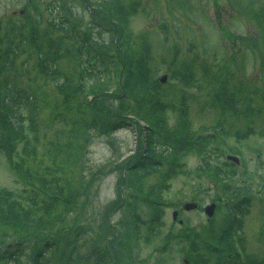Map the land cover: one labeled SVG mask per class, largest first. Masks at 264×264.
Listing matches in <instances>:
<instances>
[{
  "label": "rangeland",
  "instance_id": "rangeland-1",
  "mask_svg": "<svg viewBox=\"0 0 264 264\" xmlns=\"http://www.w3.org/2000/svg\"><path fill=\"white\" fill-rule=\"evenodd\" d=\"M62 16L72 23L68 32L60 24ZM14 25L22 31L19 41H9ZM0 37L4 48L15 42L12 46L19 54L10 65L17 74L22 63L26 66V75L18 76L32 87L40 105L38 123L42 129L35 155H29L25 137L12 128L6 131L0 127V190L12 192L17 201H24L42 186L41 172L51 166L43 152L45 141L58 122L75 115L78 102L88 92L90 81L83 77L77 81L78 70L88 58L84 49L79 50L83 40L111 54L123 56L127 50L124 69L137 64L146 42L158 90L147 92L146 102L159 100L150 112L146 102H139L132 113H122L121 126L110 134L91 127L92 123L100 126L95 114L99 105L88 109L87 121L78 129L76 164L64 175L71 181L64 192L71 194L55 208L52 227L41 236L19 240L16 264H34L44 244L51 247L41 253L42 264H64L70 251V264L80 253L93 261L98 248L106 255L97 264H126L130 258L135 262L138 251L137 258L148 256V264H191L188 259L194 256L206 264H217L220 255L213 247L237 214L230 208L238 200L229 198L236 188L250 196L248 212L241 216L244 247L238 248L239 253L264 257V0H0ZM51 37L59 54L55 67L81 84L75 92L68 90V95L56 86L47 66H40L41 54L50 58ZM10 73L4 68L0 80ZM164 73L167 78L159 83ZM117 86V80L111 78L103 90L100 86L93 89L96 94L102 91L113 97V89L119 92ZM88 98L97 100L93 95ZM181 108L187 109L185 121L180 117ZM1 112L0 126L6 122ZM150 121L160 127L165 121L168 126L162 138L155 135L170 142L171 157L162 160L159 168L135 167L131 171L137 158L136 130ZM219 126L223 132L197 153L195 144L200 142L193 134L215 133ZM171 135L177 136L175 146ZM225 145H229L228 152L230 146L237 147L243 162L242 169L221 178L212 166L224 160ZM154 196L158 198L155 202ZM194 199L199 200L198 208L184 210L178 216L182 223L174 221L176 207ZM212 202L217 205L207 220L203 207ZM157 211L163 213L157 219L159 225L152 221ZM136 216L139 238L131 242L126 234L124 242L121 231L130 229ZM5 231L10 237L3 233V241H13L11 231ZM4 242L0 238V254L15 247ZM13 263L11 259L9 264ZM0 264L6 263L0 260Z\"/></svg>",
  "mask_w": 264,
  "mask_h": 264
},
{
  "label": "trees",
  "instance_id": "trees-1",
  "mask_svg": "<svg viewBox=\"0 0 264 264\" xmlns=\"http://www.w3.org/2000/svg\"><path fill=\"white\" fill-rule=\"evenodd\" d=\"M61 8L63 9L62 6ZM57 14H60L59 10H57ZM62 25L66 29V32H68L72 23L64 16ZM9 31L12 34L9 41H12L14 38L19 41L22 37V31L19 25H14L13 29ZM30 31H32V29L28 30V33ZM2 42L3 40L0 37V77L2 76L4 68L11 73L10 75H5L4 78L0 80V111H2L1 114L6 120L0 127H3L6 131L12 128L13 132L25 137V143H28L29 155H35V152L38 151L39 131L42 129V126L38 123L40 105L32 87L24 84L21 77L18 76L19 74L26 75V66L22 63L18 70L19 74H17L15 68L10 65L16 55L19 54L17 48L14 45L12 46L15 42L11 44L7 43L9 46L5 48ZM55 47V41L51 37L47 49L50 53V58L48 57L49 55L45 56L48 57V60L50 59L49 64L51 67L49 66V68L51 71L49 75L55 79L56 86L63 90L65 95H68V90L75 92V89L81 86L80 83L77 84V81L83 77L87 79V81H90L89 89L83 97V100L78 102L75 115L70 119L68 118L69 120L67 121L58 122V126L55 125L53 127V132L45 141L43 152L50 161L51 166H46L44 171L41 172L40 179L43 180L42 186L37 187V191L32 192L24 201L15 200L10 191L0 190V238L2 242H4L2 239L3 233H5L4 235L6 237H10L5 230H10L11 234L14 236L12 240L16 241L26 237L41 236L47 229L52 227L51 225L56 221L55 208H58L63 203L62 200L65 197H69L71 194L64 192L65 185L67 187L71 183L69 178L64 179V175L67 169L72 167L71 165L76 164L77 153H79L78 129L83 122L87 121L85 115L87 116L88 109L92 108L94 110L96 109V105H99L98 110H95V114L98 120L100 119V126H96L92 123L91 127L95 130L105 132L104 134H110L113 130L121 126L122 121L120 118L122 117V113L130 114L134 111L139 102H146L147 92L152 94L158 92L155 86L157 81L154 79L153 74V59L150 55L145 60H141V57H139L135 66H126L124 69L123 62L126 58L127 50L123 51L125 56L124 54L122 56L120 52L111 54L110 51L98 50L92 45L87 44L85 52L88 54V58L86 59L85 67H82V70H78L77 81L74 83L72 74L61 73L55 67V57L59 55L58 49ZM39 50L40 53L44 51L41 47ZM11 54L14 56L12 55L13 58L10 60L9 55ZM91 60H94V63H91ZM41 62L40 66L43 67ZM57 75L59 77L58 79ZM111 78L117 80L119 92L113 89V97L112 95L106 96L102 91L96 94L93 87L100 86L99 90H103V86H107ZM123 86L126 87V90H124ZM89 95H93L94 97L97 96V100H89ZM100 95L102 96L99 97ZM115 100L116 103L113 104ZM151 100L152 99L146 102L147 105H149ZM117 103H119V105L115 109L114 105H117ZM158 103L159 100L155 105ZM157 107L158 106L155 108ZM152 109L153 107H151V109L147 108V111L150 112ZM167 128L168 126H166L165 121L161 127L152 121L147 123V127L144 128L146 146L142 153L137 154V158L134 162L135 164H133L132 168L130 167L131 171L135 169L137 165L147 169L159 168L162 160H167L171 157L169 151L170 142L166 143L160 139L164 133H167ZM149 129H152L153 132H150ZM191 133H193V130L190 131V134ZM155 134H158L160 137L157 138ZM171 137L175 139V144H173L175 146L177 144V136L171 135ZM10 139L11 138H8L7 140L9 141ZM211 141H213V138L208 135L201 144H195L197 153L204 151L203 148ZM155 146H163L162 148L165 150L159 149V151H157L155 150ZM206 167L208 168L211 166ZM212 167H214L212 170L213 173L221 178H224L227 172L231 175L234 174L233 172L236 170V167L229 161H223L219 165H213ZM123 178L126 180V177ZM232 195L235 198L239 197L241 195V188L233 190ZM152 199L154 202L158 200L155 196L152 197ZM135 219L138 220V217L136 216ZM130 229L132 231L133 229L137 230L138 225L134 227L130 226ZM130 229H125V231H123L124 236H126V234L127 236L131 234L128 232ZM109 238L110 237L107 236L105 244L106 241L108 242ZM125 240L124 238V242ZM7 242L10 241H5L4 243ZM219 245V247H213L216 253L220 255L217 264H264V258L252 257L251 255L243 261H238L236 251L231 245L229 237H223V239L219 241ZM48 246L44 244L40 247L41 249L38 250L34 258L35 263L42 264L41 256L43 254H41V251L45 248L44 252H46L47 249L51 247V245L50 247ZM101 247H103V245ZM19 249L20 248H15V252ZM106 250L107 249L103 250V253H105ZM100 252L102 251H100L99 248L94 252L95 256L93 261L88 255L77 254L73 258L71 264L102 263L106 253L103 254L101 258L98 254ZM5 256H12V253L10 251L4 254L1 253L0 260ZM69 259H67L64 264H70L68 261ZM131 260L130 258L129 261ZM12 261L14 262L13 264L18 262L15 255L12 257ZM44 264L53 263L44 262ZM191 264H206V262L201 258L196 259L192 257Z\"/></svg>",
  "mask_w": 264,
  "mask_h": 264
},
{
  "label": "water",
  "instance_id": "water-1",
  "mask_svg": "<svg viewBox=\"0 0 264 264\" xmlns=\"http://www.w3.org/2000/svg\"><path fill=\"white\" fill-rule=\"evenodd\" d=\"M165 78H166V75H163L160 78V80L164 81ZM235 161H236V159H235ZM194 206H195V203H186V204H184V208H186V209L194 207ZM213 208H214V204L213 203L205 207V212L207 213L208 216H210L212 214Z\"/></svg>",
  "mask_w": 264,
  "mask_h": 264
}]
</instances>
